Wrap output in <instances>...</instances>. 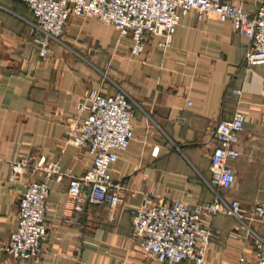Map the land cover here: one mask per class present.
<instances>
[{
  "label": "crops",
  "instance_id": "crops-1",
  "mask_svg": "<svg viewBox=\"0 0 264 264\" xmlns=\"http://www.w3.org/2000/svg\"><path fill=\"white\" fill-rule=\"evenodd\" d=\"M224 1L254 14L264 0ZM34 34L27 5L0 0V264H24L1 250L17 225L24 190L9 180L10 161L46 156L72 175L90 169L91 154L67 144V135L80 115L78 103L93 89L123 90L136 104L131 143L111 168L113 179L124 183L123 202L115 208L88 203L78 211L69 202V179L52 181L48 238L40 257L26 264H159L133 236L132 212L146 190L190 205L220 194L238 199L248 217L264 202V65L246 64L248 38L231 21L188 14L169 46L162 47L165 36L157 34L140 54L93 15H74L45 59ZM238 111L244 113L242 155L230 160L236 180L222 189L212 181L216 124ZM206 218L217 230L208 264L253 257L250 231L264 234L263 225L229 214Z\"/></svg>",
  "mask_w": 264,
  "mask_h": 264
},
{
  "label": "built area",
  "instance_id": "built-area-1",
  "mask_svg": "<svg viewBox=\"0 0 264 264\" xmlns=\"http://www.w3.org/2000/svg\"><path fill=\"white\" fill-rule=\"evenodd\" d=\"M22 1L35 16L37 34L32 40L42 59L74 15H93L113 25L119 31V42L129 38L131 52L140 54L148 39L157 34L165 36L160 45L169 46L183 17L194 13L198 19L216 14L221 21H231L235 30L248 38L244 47L246 64L264 65V1L254 14L224 0ZM234 92L241 94L239 89ZM78 108L80 115L70 122L67 144L91 154L93 165L85 173L72 175L61 169L59 161L46 156H22L10 161L9 180L23 183L24 190L18 203L17 225L1 250L24 264L40 257L48 238L52 181L69 179V202L78 211L88 203L115 208L123 202L124 183L113 179L111 168L131 143L136 104L123 90L105 94L93 89L78 103ZM243 129L241 111L216 124L217 146L210 156L212 181L222 189L231 188L236 180L230 160L242 155L239 140ZM159 198V193L146 190L142 203L132 212L133 236L159 264H208L206 253L217 230L206 217L229 214L242 222L251 219L264 226L263 201L255 204L248 217L238 199H226L220 194L212 202L195 205L179 198ZM250 233L255 243L253 257L242 254L230 264H264V234L252 230Z\"/></svg>",
  "mask_w": 264,
  "mask_h": 264
},
{
  "label": "rangeland",
  "instance_id": "rangeland-1",
  "mask_svg": "<svg viewBox=\"0 0 264 264\" xmlns=\"http://www.w3.org/2000/svg\"><path fill=\"white\" fill-rule=\"evenodd\" d=\"M255 223H258V222H255ZM258 224H260V223H258ZM261 225V224H260Z\"/></svg>",
  "mask_w": 264,
  "mask_h": 264
}]
</instances>
